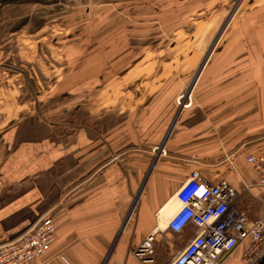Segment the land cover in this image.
Segmentation results:
<instances>
[{
    "label": "crops",
    "instance_id": "1",
    "mask_svg": "<svg viewBox=\"0 0 264 264\" xmlns=\"http://www.w3.org/2000/svg\"><path fill=\"white\" fill-rule=\"evenodd\" d=\"M88 2L96 7L58 19L32 1L0 4V245L50 212L56 236L41 264H143L133 252L155 229L157 261L168 263L201 231L167 227L195 168L227 179L231 210L257 217L264 190L241 153L264 150V0H247L228 45L197 74L191 110L177 102L184 63L152 61L167 47L137 46L147 31L117 29L105 8L118 3ZM245 246L221 264H243Z\"/></svg>",
    "mask_w": 264,
    "mask_h": 264
},
{
    "label": "built area",
    "instance_id": "2",
    "mask_svg": "<svg viewBox=\"0 0 264 264\" xmlns=\"http://www.w3.org/2000/svg\"><path fill=\"white\" fill-rule=\"evenodd\" d=\"M185 101H188L187 104H184ZM178 102L184 104L181 106L183 109L192 104L190 96L185 99L181 95ZM161 153L166 152L163 150ZM241 154L258 176L256 186L261 193L264 190V150ZM228 159L234 162L235 156L231 155ZM236 196L237 189L227 179L213 183L198 168L192 169L176 192L180 208L169 219L167 227L181 232L193 225L201 229L200 233L178 250L171 261L159 263L155 250L158 229H155L134 250V256L143 264H221L226 254L237 246L244 247L249 241L250 244L243 250V264L263 261L264 206L260 214L250 220L245 213L231 210ZM56 230L53 214L41 215L19 236L0 245V264H41V257L55 240Z\"/></svg>",
    "mask_w": 264,
    "mask_h": 264
},
{
    "label": "rangeland",
    "instance_id": "3",
    "mask_svg": "<svg viewBox=\"0 0 264 264\" xmlns=\"http://www.w3.org/2000/svg\"><path fill=\"white\" fill-rule=\"evenodd\" d=\"M99 1L102 0H98V3ZM242 1H245V4L242 5ZM107 2L118 3L107 5L105 8L119 15L117 29L147 31L148 35L143 37V40H136L137 46L144 44L145 41L149 45L152 38L154 47L160 45L167 47L169 52L165 54H152V61L159 63L169 57L172 58L171 61L184 63V67L180 69L186 77V87L181 93L185 99L193 94L192 88L197 74L204 69L214 54L228 45V36L236 30L247 6V0H134V4L131 5L120 0H107ZM35 3L39 4L42 11H46L45 14H54V18L57 19L70 13L82 12L86 8H94L96 7L94 4H97V2L89 3L88 0H42ZM150 10L153 14L152 21H145V14H149ZM133 13L137 14L136 23L124 20L125 14ZM55 30L60 35L66 32L61 22L57 24ZM149 31H152L153 35ZM172 66L169 65L170 68ZM187 102L185 101L184 104ZM178 104L180 107L179 102ZM192 107L191 104L184 110H191ZM246 165L250 168L247 162ZM234 167L237 168L236 164L228 161V171L235 170ZM245 214L251 216L249 213Z\"/></svg>",
    "mask_w": 264,
    "mask_h": 264
},
{
    "label": "water",
    "instance_id": "4",
    "mask_svg": "<svg viewBox=\"0 0 264 264\" xmlns=\"http://www.w3.org/2000/svg\"><path fill=\"white\" fill-rule=\"evenodd\" d=\"M25 1L41 2L42 0H0V4H10V3L25 2ZM180 108H181V106H180ZM180 108H179V110H180ZM179 110L177 112V115L179 114ZM177 115H176V117H177Z\"/></svg>",
    "mask_w": 264,
    "mask_h": 264
},
{
    "label": "bare ground",
    "instance_id": "5",
    "mask_svg": "<svg viewBox=\"0 0 264 264\" xmlns=\"http://www.w3.org/2000/svg\"><path fill=\"white\" fill-rule=\"evenodd\" d=\"M176 200V199H175ZM177 201V200H176ZM176 205V204H175ZM179 206V205H178ZM170 210H172V212L174 211V209H175V206H174V204L172 203V204H170ZM174 208V209H173ZM169 209V208H168ZM164 223V222H163Z\"/></svg>",
    "mask_w": 264,
    "mask_h": 264
},
{
    "label": "trees",
    "instance_id": "6",
    "mask_svg": "<svg viewBox=\"0 0 264 264\" xmlns=\"http://www.w3.org/2000/svg\"><path fill=\"white\" fill-rule=\"evenodd\" d=\"M257 264H264V260L263 261H260L259 263H257Z\"/></svg>",
    "mask_w": 264,
    "mask_h": 264
}]
</instances>
